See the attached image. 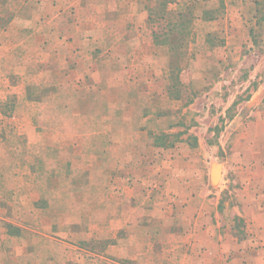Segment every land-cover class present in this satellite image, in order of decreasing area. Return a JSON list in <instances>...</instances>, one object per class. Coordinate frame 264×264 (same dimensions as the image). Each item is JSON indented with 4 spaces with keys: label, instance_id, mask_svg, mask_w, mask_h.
<instances>
[{
    "label": "rangeland",
    "instance_id": "374dc122",
    "mask_svg": "<svg viewBox=\"0 0 264 264\" xmlns=\"http://www.w3.org/2000/svg\"><path fill=\"white\" fill-rule=\"evenodd\" d=\"M59 1L60 29L70 25L59 41L75 40V61L61 51L60 62L36 54L33 66L9 67L19 79L7 82L22 87L23 103L9 98L2 112L26 125V138L16 134L0 155V264H147L154 260L137 214L157 213L154 202L165 207L173 164L161 171V160L181 158V172L185 157L224 160L247 129V107L261 84L248 74L259 72L264 51L262 34L247 35V11L263 10L264 1L117 0L118 8L128 1L124 11L136 3L144 33L131 58L105 69L81 48L101 35L92 32L101 16L91 7L104 1L70 0L69 8V0ZM15 5L4 0L5 17ZM36 16L51 19L46 11ZM107 18L119 29L115 12ZM46 26L43 50L45 40L55 44L53 25ZM22 36L24 46H36ZM155 183L163 191L151 194Z\"/></svg>",
    "mask_w": 264,
    "mask_h": 264
},
{
    "label": "crops",
    "instance_id": "0c3cea01",
    "mask_svg": "<svg viewBox=\"0 0 264 264\" xmlns=\"http://www.w3.org/2000/svg\"><path fill=\"white\" fill-rule=\"evenodd\" d=\"M16 1L18 5L14 7L18 10H10V14L5 17L8 13L5 10L8 9L3 8L4 0H0V155L2 149L7 148L5 145L9 140L20 138L16 134L23 136L22 140L26 138L22 129L26 125L12 121L2 112L13 104V100H16L15 105L18 106L20 102L23 103L22 87L7 82L19 79L18 76H10L9 67L16 65L15 69L21 70L22 65L33 66L34 62L37 63L34 60L36 54L53 57L56 62H60V58L66 53L64 58L71 63L75 61L77 48L75 40L70 41V38L69 42L59 41L60 31L69 34L70 30V25L67 29H60V19L63 16L59 0H36V3L35 0ZM100 1H104V6L95 4L91 9L101 16L99 28L95 27L92 32H99L101 35L94 37L90 47L83 45L81 48L87 51V56L90 52L91 58L88 60L96 57L95 61H101V68L105 69L104 64L118 65L136 53L141 47L140 33H144L145 23L140 24L136 3H132L131 11H124L128 7V1L119 4V8L117 0ZM66 4L68 8L75 7L70 0ZM44 11L51 14V19H45L42 23L36 14ZM113 12L120 17L119 29L108 21V14L113 15ZM20 13L27 14V20H30L24 23L23 20L16 19V15ZM96 20L92 18L93 23H98ZM46 24L53 25L51 30L55 34V44L46 45L45 40L43 50L39 41L46 36L43 33L49 27ZM22 25L29 27L23 30ZM73 26L71 25L72 29ZM231 27V31L236 33L238 27ZM252 30L256 34H262L260 48L264 50V7L263 10L247 11V35ZM242 31L238 29L237 33L242 34ZM23 33L30 35L24 40L32 39L35 47L23 45L24 42L20 41ZM142 41L143 45L152 46L150 34ZM146 57L150 59V56ZM258 63L259 72L256 73L254 68L248 74L250 78L259 76L261 84L247 107V129L238 136L236 144L224 160L218 155H212L208 163H205L206 156L203 155L201 158L195 155V161L185 157L182 158L186 161L183 162V172L180 171L181 158L175 161L161 160L158 167L161 171L173 164L170 175L172 185L165 195V207L161 208L160 204L154 202L157 213L147 206V214H137L139 225L141 228L146 226L147 229L143 231L151 246L147 249V254L154 260L147 264H264V51L261 52ZM243 116L244 113L237 116L231 126L246 118ZM160 151L162 155L168 153L164 154L163 149ZM216 168H219L217 182L213 180ZM156 184L149 187L152 188L151 194L163 191ZM154 195L156 194L152 196Z\"/></svg>",
    "mask_w": 264,
    "mask_h": 264
},
{
    "label": "water",
    "instance_id": "95a60500",
    "mask_svg": "<svg viewBox=\"0 0 264 264\" xmlns=\"http://www.w3.org/2000/svg\"><path fill=\"white\" fill-rule=\"evenodd\" d=\"M218 179H219V170H218V168H217V170L215 169L214 172H213V180H214L215 182H217Z\"/></svg>",
    "mask_w": 264,
    "mask_h": 264
}]
</instances>
